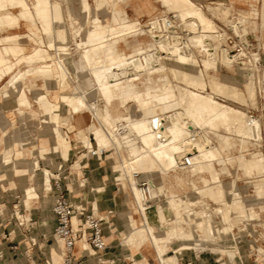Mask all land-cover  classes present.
I'll return each mask as SVG.
<instances>
[{
  "label": "bare ground",
  "instance_id": "bare-ground-1",
  "mask_svg": "<svg viewBox=\"0 0 264 264\" xmlns=\"http://www.w3.org/2000/svg\"><path fill=\"white\" fill-rule=\"evenodd\" d=\"M63 1L35 0L31 5L27 0H0V31L4 32L0 33V81L10 75L7 81L9 88L0 87V97L10 96L11 92L17 94L15 113L21 128L27 126L28 119H32L40 125L41 122L53 123L55 131L61 133L53 138V144L37 146L38 155L24 157L21 150L13 151L11 160L15 164L16 173L22 178L28 176L32 182L23 186L26 208L31 210L33 203L40 199L44 206L50 203L53 206L58 197L54 183L58 184V189L65 187L62 175H56L50 168L44 167L41 174H36L39 157H47L51 161L54 155L60 154L59 146L65 137L64 128L59 124V101L62 100L70 107L72 121L68 122L69 128L77 127L80 117L89 116L90 121L84 126L83 133L77 132L87 148L86 155L102 159L108 151L113 152L115 162L111 165V171L117 183L122 184L120 190L125 193L126 205L129 207V212L119 217L123 224L122 240L126 250H130L127 255L136 260L137 264H147L140 260L143 257L141 247L146 244L152 247L159 264H180L185 260L191 264L205 263V258L182 257L178 260L176 255L167 256L169 245L177 241L192 245L195 254H199L206 244L214 243V250H219L221 256L226 253L223 244L229 243L232 245L227 252L230 259L238 256L243 261L239 237L235 233L238 223L230 217V208L232 205L237 206L241 210H237V214L242 217H234L249 221L253 224L251 227L257 223L264 226V156L259 154L260 151L249 156L245 153L251 143L247 136L259 139L262 137L261 122L219 102L211 93L240 95L237 84L216 73L221 66L229 69L236 66L237 73H243L247 77V98L253 104L256 98L253 90L256 85L255 67L241 66L236 57L243 56L244 52L237 56L228 53L222 46L224 33L192 0H162L168 6L172 1L181 18L172 20L164 14L153 15L149 21L151 42L144 45L143 40L141 44H134V47L127 46V43L131 40L130 34L139 26L134 23L137 21L114 27L110 23V17L115 14L122 22L128 21L129 14L120 5L123 2H128L137 15L154 11L146 0H65L76 38L77 51L73 54L67 51L68 47L64 44L71 29L66 27ZM236 1L251 2L249 10L243 11L245 17H255L258 14L259 9L253 3L257 0ZM234 2L231 1L227 8L231 9ZM78 4L79 13L76 11ZM77 14L81 17L78 21L72 18ZM262 14L264 17V5ZM87 21L90 25L85 29ZM22 24L27 28V34L6 32L8 27H19ZM262 25L264 26V20ZM178 28L182 29L183 34L178 33ZM45 38L49 50H59V53L50 51L54 60H48L41 49ZM195 48L199 54L195 53ZM21 63H25L27 68L23 71L16 70ZM77 65L81 67L80 73L75 71ZM69 70L74 74L70 78L76 80L75 84L69 79ZM171 76L184 81L185 86H173ZM140 85L144 89H140ZM207 86L211 93L207 92ZM133 104L139 109L135 110ZM39 107L47 114L46 117L42 114L44 119ZM1 120L0 127L6 128ZM232 122H236L242 137L239 132L237 134L241 138L219 136L218 144L212 146V139L207 138L205 130ZM127 132L129 136L124 135ZM41 133L44 137H54L52 134ZM5 138L7 146L3 156L12 147V137L9 135ZM18 139L22 144L28 140V136L22 135ZM232 150H237V155L229 157ZM231 170H234L235 179L241 172L243 175L256 172L255 179L250 183L254 191L253 199L242 203L238 199V192H235L233 197L236 199L232 198L233 201L229 203L226 201L225 208H218V216L205 211H192V202L182 199L173 191L176 182L171 180V176L177 175L183 181L188 175L187 182L177 185L180 190L188 184L193 189L210 195L213 179L218 181L217 186L214 184L218 197H223L226 187L221 179L223 175L232 173ZM205 173L208 175L201 177V186H198L194 178ZM155 176L160 178V183L155 181ZM34 179H37L39 189L33 183ZM140 180H143L140 182L141 187ZM79 184L85 186L83 180ZM143 184L147 185L149 194ZM230 187L238 189L237 181L232 180ZM107 188L108 185L103 184L94 189L96 195L93 211L101 217L102 222H109L110 218L97 211H101L100 199ZM164 198L167 203L162 202ZM261 200L263 201L260 202ZM74 205L79 212L83 211L78 206L80 204ZM77 216L76 213L73 218L76 228L79 227ZM53 217L54 214L44 216L42 223L51 224ZM180 222L187 223L191 230L183 232L178 228L177 223ZM55 227L56 221L52 234L63 243L65 254L62 256L59 247L54 245L52 251L55 256L50 259V263L62 264L68 250L64 240L54 231ZM229 232L233 234L230 239L227 238ZM16 234L22 235L19 224L11 230L12 237ZM84 246L85 253L89 254L88 246L83 241L82 248ZM0 249L3 252L1 263L4 264V250ZM260 253L263 255L262 251ZM26 255L32 257L31 253L26 252ZM110 257L120 264H125L126 259L133 264L130 258L118 259L114 255ZM101 258L103 256L98 257Z\"/></svg>",
  "mask_w": 264,
  "mask_h": 264
},
{
  "label": "rangeland",
  "instance_id": "rangeland-1",
  "mask_svg": "<svg viewBox=\"0 0 264 264\" xmlns=\"http://www.w3.org/2000/svg\"><path fill=\"white\" fill-rule=\"evenodd\" d=\"M27 1L31 5H33L35 0H33V2L31 0H27ZM146 1L151 4V6L154 10V13L150 17H148L147 15H143L141 17H138L137 15H135L131 5L128 2H123L122 4H120L122 7H124L126 12L129 14L128 24L129 23L133 24L134 21H137L138 23L137 22H134V23L139 25L138 28L132 32L134 34H132V33L130 34L131 40L127 43V46H132L134 44H137L139 42V40H141V41L147 40V42L144 41V45L149 43V41L151 42L152 38H151V34H150L149 21L153 15L164 14L167 17H169V16L171 17L174 15L173 18L169 17L172 20H179L181 18L179 16L178 10L176 9L177 7H174V5H172L173 4L172 1L169 2L170 7L167 4H163L162 0H146ZM192 1L195 5H197L203 9V11L206 13V15L209 16L215 22L214 23L215 26H217V28L220 31H221V29H220L218 24L228 25L239 36H242V40L244 42L243 44L246 47L250 46V43H251V47L253 48V51L258 52V53H256L257 55L255 53H253L252 56H249L248 53H244V55L247 58H245V63L243 65L244 66L247 65L248 67H250V65H251L252 68L255 67L254 68V76H255V84L256 85H254L255 88L253 90L256 91V92L254 91L256 98H255V102L253 104L249 103L248 98H247L246 86H245V83L247 82V77L245 75H243V73H237L238 70H237L236 66H234L233 69H229L225 66H221L219 68L218 72H216V73L219 74L223 79L229 80L230 82L237 84L239 86V89H240V95L239 96L238 95L233 96L232 94L224 95V94H219V93H211V89L209 86L206 87V90H207V92H210L215 97V99H217L219 102L226 104V105H229L232 108L237 109L241 112H244V114L252 116L253 118H256L257 120H259V122H261L262 137L259 139L256 136H247L246 138L248 140H250L251 143L247 147V150L245 151V153L249 156L251 153H253L255 151H260L261 153H259V154L264 156V26L262 25L263 20H264V17L262 14L264 1L263 0H257L256 2L253 1V3L256 4L257 8L259 9V12L255 17H245L244 16L243 11L249 10V7H250L249 4H251L250 1L248 3L244 2V1H236V0H192ZM231 1H235V2L233 3L234 6L230 9L227 7H229L231 5ZM65 2L66 1L64 0L63 1V4H64L63 8H64V13H65V22L67 21L66 27L68 30H70V29L71 30L68 31L69 32L68 38L64 42V44H66L68 47L67 51H69L71 53H73V52L76 53L75 52V51H77L76 38L74 36L73 28L70 24L71 18L69 17L68 3L67 2L65 3ZM220 3H222L224 5H222ZM65 5H66V8H65ZM218 5H219V7H218ZM171 6H173V7H171ZM173 8H175V9H173ZM76 11L78 13L80 12V5L79 4L76 7ZM73 16L74 17H72V18L75 19L76 21L80 20V18H81L79 14L73 15ZM246 19H248L247 22H246ZM89 23L90 22L87 21L84 24L85 29L89 28V25H90ZM58 25L59 24H57V26ZM7 32H17V33H21V34H27L28 30L25 27V25L22 24L21 27H13V28L9 29ZM229 33H230V31H229ZM224 38H225V36H223V38H222L223 41H224ZM44 41H45L44 44L41 45V49L48 56V60L51 61L53 59L52 58L53 55L51 53L55 52V51H57L56 53H59L58 52L59 50L54 49V48L49 50L48 44L46 42V38L44 39ZM195 49H196L195 53L199 54L198 49L197 48H195ZM50 51H51V53H50ZM248 57H249L250 61H249ZM251 57H253V58L251 59ZM255 57L257 60H259L258 57H260V60L256 62ZM250 62H251V64H250ZM243 65L241 64V66H243ZM79 66L80 65H77L75 68L76 69L75 71L77 73L81 72V67H79ZM26 68H27V66L25 65V63H21L19 66L16 67V70L20 69L21 71H23ZM211 73H213V72H211ZM255 73H256V75H255ZM72 74H73V72L71 70H69V79H71L72 83L75 84L76 80L74 78H70V76L74 77V74L73 75ZM9 78H10V75H6L0 81V87L3 86L4 88H9V85L7 82L9 80ZM170 81H171V84L175 87L177 85L185 86L184 81H181V80H179L173 76L170 77ZM140 89H144V86L140 85ZM12 94H14V93L11 92L10 96ZM10 96L5 97V99L9 98ZM16 98H17V96H14V98L12 97L8 100V102H9L8 105L4 106V109L6 111L8 109L14 108L15 105L18 104V100L15 101ZM256 100H257L258 104L256 103ZM61 101L62 100L59 101V104L61 106V115H60L61 121L59 122V124L61 123L60 124L61 128H64L65 137H64V142H62L59 146L60 154L54 155L51 161L47 157H45V158L39 157L38 158L39 167L36 170V174L37 175L41 174V169L44 167H47V168H50L53 173H56V175H60V176L62 175L61 178L66 183L68 180L72 179V184H74L76 186V185H78L77 183L78 182L80 183V180H82V179H80V180H78V182L76 181V179L78 177L77 172H82V169H80V167L82 166V161L83 160L85 161L86 159L91 158V157L86 155L87 148L82 144V141L80 140L81 139L80 134L83 133L84 127H78L77 126V127L72 128L73 130L68 127L69 126L68 122L71 123V121H72V118L69 114L70 107L68 104L64 103L63 101L61 102ZM62 103H64V104H62ZM133 106H135V104H133ZM138 109H139L138 106H135V110H138ZM39 111L41 112V117L44 119V117H46L47 114H44V111L41 107H39ZM5 113L8 114V112H5ZM170 113L171 112H169V114ZM42 114L44 117L42 116ZM0 120L5 123L4 126L6 127L8 123L6 121H4L3 118H0ZM30 120L33 121L35 127L37 128L36 130L33 128L30 129L31 134L36 139V143L34 145L33 144H27L25 146V148L36 147L38 145V140L40 142L41 138H43V139L47 138L50 141V143H48V144H53L54 143L53 138L61 135V133L55 131V127H54L53 123L44 124V122H41V125H40L39 122H37L36 120H32V119H30ZM64 121H65V124H64ZM67 128H69L70 130ZM77 130H79V131H77ZM205 131H206L205 134L208 136L207 138L212 139V146H216V144H218V137L219 136L234 137V138H241L242 137L241 133L237 130L236 122L223 123V124L221 123L215 127H210L209 129H207ZM41 132L52 134V135H54V137H48V136L44 137ZM49 132H51V133H49ZM77 132H79L80 134H77ZM74 133H75V135H74ZM124 135L129 136V133L127 132ZM72 148H73L74 153L71 152ZM13 151H14L13 147H11L8 150L7 154H5V156H3V164L9 165V164L13 163V161L11 160V159H13V155H14ZM38 154H39V151L37 150L35 155H38ZM72 154H74L73 159H72ZM234 155H237V150H232L231 155L229 157H233ZM113 159H114L113 152L108 151L104 157V161L108 162V164L111 166L113 164V162H115L114 161L115 159L114 160ZM44 163L49 164V166H46ZM75 163L78 165H76ZM58 165H60V166H58ZM231 171H232V173H230L228 175H223L222 179H221L222 184L224 185V187H226L223 191V193H224L223 197H222V195L218 197L217 190H216L217 189L216 186L218 185V181H214L213 179L211 181L212 185L210 184V186L212 187V191H211L210 195L201 193L197 189H193L192 186H188V184H186L184 186V188L182 190H180L177 185L178 184H184L183 181L187 182V180H189L188 175L183 178V181H181V179L177 175L171 176L172 177L171 180L173 182H176V188L175 189L173 188V191L176 193V195H178L182 199L190 200L192 202V205H191L192 211H194V210H196L198 212L205 211V213L207 212L208 214H213V215L218 216L217 209L218 208H225L226 207L225 204L227 203L226 201H228V203H229V202L235 200L236 198L233 197V196H235V194L233 195V193H235V192L236 193L238 192V195H237L238 199H241L242 203H244L245 201H249V200L253 199L252 194L254 191H253V187L250 183L252 180L255 179V176L257 175V174H255L256 172L250 173V174L248 173L249 175H247V174L243 175V173L241 172L239 174V177L237 179H235L236 176H235L234 170H231ZM97 172H98V174H102L103 171L100 168V169H98ZM257 173L259 174V172H257ZM56 175H54V176H56ZM207 175H208L207 173L200 174L197 178H194L198 186H201V177L207 176ZM39 176H41V175H39ZM51 176H53V175H51ZM110 176H112L111 182L113 185L110 188H112V187H115L118 189L122 188V184H118L117 181L115 180L114 174H112L111 169H110ZM79 177H86V175H82V173H81V175ZM232 180L237 181L238 189L237 188L232 189V187H230ZM141 181H143V180L139 181V185H140ZM155 181L157 183H160L161 180L158 176H155ZM216 182H217V184H216ZM54 184H55V187H57V190H59L58 184L56 182ZM96 186L97 185L93 186L94 198L96 195L94 192V189L96 188ZM140 187H141V185H140ZM64 190L68 193V186L67 185L64 187ZM3 191H4V194L6 195L7 200H9L10 206H8V207H11V210H9V212H6L5 215L4 214L0 215V227H2L3 225H9V226L11 225L12 227H10V229L12 230L13 226L19 224L20 228L22 229L21 231H23L22 235L16 234V235L20 236V238H22L21 239L22 243H20V241L19 242H13L10 239H7L6 241H5V239H3L4 246H6V249L11 250L15 255H19L21 253V251H23L26 254V252L30 253V251L28 250V246L30 249V245L28 243L31 242L32 243L31 253H33L35 259L38 261L39 264H47L46 258L43 255V250H42L43 248L41 246V243H43L45 240L43 231L46 234V238L51 237V235H52L51 228L53 227V222L51 224H43L42 219L44 216H52V212H51L52 204L50 203L47 206H44L41 202V199H40L35 204H33V211L30 214L28 211H26V208H25L26 206L24 205V199L25 198H24L23 193L20 192V190L17 189L15 191H12V190H3ZM214 192L216 195L214 194ZM85 195H86V201H87V209H91L92 198H91L90 192L85 191ZM52 196H54L53 192H52ZM232 198H233V200H232ZM224 200H225V203H224ZM262 201L263 200H261L260 202H262ZM162 202L167 203V199H165V198L162 199ZM78 206L80 208H83L82 205H78ZM1 207H0V213L3 210ZM241 207L243 209V205H241ZM230 209H231V214H230L231 216L230 217L238 223V226H235V230H236L235 233L239 237V248L241 249V251L244 255L243 261H241V259L238 256L230 259V256L227 252L229 251L228 247H230L232 245L229 243L223 244V250H225L226 253L222 254V256H221V253L219 250H217V251L214 250V248H213L214 243L206 244L204 246V248L200 250L199 254H195L196 252H195L194 247L192 245L183 244V243H180L177 241V242H174L173 244L169 245L168 250H167V256L176 255L178 260H180L182 257H186V258L198 257L200 259L205 258L206 261H208L211 264H222L223 261H225V263H227V264H264V226L257 223L256 225L251 227V225H253V224H251L249 221L242 219V218L241 219L237 218L238 216L242 217V215H240L239 213L237 214V210L241 211L240 209H237V206L232 205V207ZM97 211H99V210H97ZM192 211L190 212V214L193 216L194 213ZM127 212H129V210ZM101 214H103V213L100 211V215ZM235 215L237 216L236 217L237 219L234 217ZM26 216H29V217H26ZM26 218H28V219L26 220ZM218 220H219V217H218ZM262 220L264 221V212H262ZM103 222H106V221L103 220ZM177 224H178V228L181 229L183 232L187 233L191 230L190 226L185 222H180ZM5 232L7 233V231H5ZM250 232L252 234H250ZM0 233L2 234L1 230H0ZM232 235L233 234L229 232V234L227 235V238L230 239ZM32 238H34L36 240H32ZM119 241H120L118 243L119 246H118L116 252L113 253L114 257H116L118 259H120V258L132 259L130 257V255H127V253L130 252V250H126L127 248H126L125 243L123 242L122 238ZM49 244H52V241H50ZM110 251L111 250L109 249L107 251V253H109ZM261 251L263 252V255H261V253H260ZM24 253L22 254V258L24 261H26V256ZM85 254L89 255L88 253H85ZM156 259H157V257H156ZM93 260H94V258H91V261H93ZM132 260H134V259H132ZM134 261L137 264V261L136 260H134ZM157 261L158 260H154V264H158L159 262L157 263ZM126 263L129 264L132 262H129V259H126ZM49 264H51L50 260H49Z\"/></svg>",
  "mask_w": 264,
  "mask_h": 264
},
{
  "label": "crops",
  "instance_id": "crops-1",
  "mask_svg": "<svg viewBox=\"0 0 264 264\" xmlns=\"http://www.w3.org/2000/svg\"><path fill=\"white\" fill-rule=\"evenodd\" d=\"M153 13H154V11L144 12L140 15H137V14H135V15H137L138 17H141L143 15H147L148 17H150ZM128 22H129V19H128V21L122 22L120 20V17L115 15V14L110 17V23L114 27H118L120 24H126ZM19 27H21V26H19ZM9 29H11V27H8L7 31ZM0 33L2 34L4 32L0 31ZM139 42H140V44L142 43L141 40H139ZM134 46L135 45H132V47H134ZM14 96H17V94L14 93L7 99L0 97V107H1L0 108V118H3L4 121H6L8 123L6 128L0 127V207L2 206L1 208L3 209L2 213H0V215H3V214L5 215L6 212H9V210H11V207H8V206H10L9 200H7L6 195L4 194L3 190L15 191L18 189V190H20V192L23 193V186L32 183L28 176H24L22 178L18 173H16L14 163H11L9 165L3 164V153H4L6 146H7L5 137L9 136V135L12 137L11 145L13 147V150L14 151H17V149L21 150L23 152L24 157L25 156L26 157L34 156L36 154V151H37V148H36L37 146H40L41 144L50 143L49 139L41 138L40 139L41 143L38 140V145L36 147L27 148V149L25 148V146L27 144H33V145L35 144L36 139L31 134L30 129L33 128L36 130L37 128L35 127L33 121H31L29 119L27 120V126L26 127H24V128L20 127L18 116L15 113V108L17 107V104L15 105L14 108L8 109L7 111L4 109V106H7L9 103L8 100L12 97L14 98ZM15 101H17V98L15 99ZM5 112H8V114H6ZM89 121H90V119H89L88 115L80 117L78 127L86 126L89 123ZM1 133H3V134H1ZM26 134L28 136V140L27 141L25 140L21 144L19 141L20 139H18V137L22 136V135L24 137H26ZM71 152L74 153L73 148L71 149ZM104 157L102 159L88 158L85 161L84 160L82 161V166L80 168V169H82V172H77L78 177H77L76 181L78 182V180H80V179L84 180L85 186H80L79 182L77 183L78 185L75 186L74 184H72V179L68 180L67 183L62 180V183L64 184V186H66V185L68 186V195H69L71 202L76 204V205H78V204L82 205L83 211L85 209H87V201H86L85 191L90 192V195L92 198L91 209L93 210V208H94L93 186L103 185V184L108 185V188L104 191L103 196L100 199L99 204L101 207V212L103 214L107 215L108 218L110 217L109 222H103L106 241L110 247L109 249L111 250L109 253H107V256L110 257L113 255V253L116 252V250L118 248L117 243L122 238L121 234H122L123 224L119 220V217H122L124 214L128 213L127 211L129 210V207H128V205H126L127 203H126L125 193L122 192L118 188H115V187L110 188L111 186H113L112 182H111V178H110L111 166L108 164V162L104 161ZM73 158H74V154H72V159ZM44 164L46 166H49V164H47V163H44ZM100 168L103 171L102 174H98V172H97L98 169H100ZM81 173H82V175H86V177H79L81 175ZM37 182H38L37 179H34L33 183L36 185L37 189H39ZM23 195H24V193H23ZM53 195H54V193H53ZM109 200H110V202H109ZM35 203H33V204H35ZM51 204H53V203H51ZM26 211H28L31 214L33 211V205H32L31 210H28L26 208ZM98 212L100 213V210ZM52 216H53V214H52ZM78 221H79V217H78ZM54 225H55V220L53 217V227L51 228L52 231H53ZM10 227H11V225L10 226L9 225H3L2 227H0V230L2 231V234L0 233V248H2L4 250V257L6 258V261L4 264H39L38 261L35 259L33 253H31L32 245L30 242L28 243L30 245V249L28 246V250L30 251V253L32 255L31 258H29L23 251H21V253L19 255H15L11 250L6 249V246H4L3 239H5V241L7 239H10L13 242H19L20 241V243H22L21 242L22 238H20V236L16 235L15 237H12ZM5 231H7V233ZM43 234H44L45 240L43 243H41V246L43 248L42 249L43 255L46 258V262H47V264H49V260L55 256L53 251H52L53 246L57 245L59 247L62 256L65 254V247H64L62 242H60L54 238L53 234L49 238H46V234L44 233V231H43ZM50 241H52V244H49ZM82 242L83 241L78 242L77 246L74 250V252L78 258L81 257L82 255H86L85 254L86 250H83V248H82ZM141 251L143 254L141 253ZM23 253L26 256V261H24L22 258ZM140 253L143 256L140 260H143L144 263L154 264V260H157L155 253L149 244L143 245L141 247ZM99 256H101V255L89 256V258L84 260L82 262V264H91L92 262L96 261ZM91 258H94V260L91 261ZM1 260L2 259H0V264H2ZM132 261H133V264H136L134 260H132ZM157 263H158V261H157ZM74 264H79V263L77 260H75ZM125 264H127V263H125ZM196 264H210V263L208 261H206V259H205V263L198 262ZM222 264H227V263H225V261H224Z\"/></svg>",
  "mask_w": 264,
  "mask_h": 264
},
{
  "label": "built area",
  "instance_id": "built-area-1",
  "mask_svg": "<svg viewBox=\"0 0 264 264\" xmlns=\"http://www.w3.org/2000/svg\"><path fill=\"white\" fill-rule=\"evenodd\" d=\"M173 17L174 15L170 18ZM218 25L225 36V39L222 42V46L228 51L229 54L237 56L240 52L244 51V53H248L249 56H252L253 53H258L253 51L251 43L250 46L246 47L243 44L244 42L242 40V36H239L228 25ZM177 31L179 34H183L181 28H178ZM236 58H238L240 64H244L245 58L247 57L244 55L237 56ZM143 185L147 189V193L149 194L147 185ZM52 212L56 221V227L54 231L64 240L68 250V254L62 264H74L75 260H77L79 264H82V262L88 259L89 256L95 255H101L103 256V258L97 259L91 264H120L116 262L114 258L107 256L109 245L106 241L104 225L101 217L98 216V214H96L92 209H85L84 211L79 212L78 208L71 202L68 193L64 189H59L57 201L52 206ZM76 213L79 217L78 228L74 226L73 222V218ZM80 241H84L87 244L89 255H82L78 258L74 250L77 246V243ZM83 249L86 250V247L84 246ZM2 256L3 252L0 249V259L2 258ZM129 262L131 261L129 260ZM180 264L191 263L188 260H185L181 261Z\"/></svg>",
  "mask_w": 264,
  "mask_h": 264
}]
</instances>
